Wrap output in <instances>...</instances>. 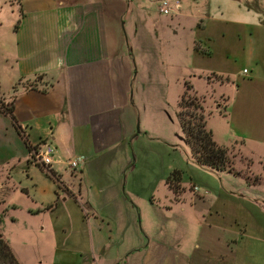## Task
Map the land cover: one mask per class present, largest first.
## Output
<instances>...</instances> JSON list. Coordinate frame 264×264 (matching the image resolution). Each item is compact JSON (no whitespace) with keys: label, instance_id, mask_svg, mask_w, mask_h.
Masks as SVG:
<instances>
[{"label":"crops","instance_id":"1","mask_svg":"<svg viewBox=\"0 0 264 264\" xmlns=\"http://www.w3.org/2000/svg\"><path fill=\"white\" fill-rule=\"evenodd\" d=\"M117 1L0 0L1 100L15 120L0 111V208L46 212L40 229L54 230L60 264H264L263 179L252 189L234 176L225 187L192 155L175 158L164 133L165 77L145 62L135 92ZM198 24L176 80L204 99L225 98L235 84L228 121L264 143V75L232 60L245 46L255 68L264 62V23L220 14ZM43 142L56 148L50 168L30 157ZM173 170L182 172L178 193L167 184Z\"/></svg>","mask_w":264,"mask_h":264},{"label":"rangeland","instance_id":"2","mask_svg":"<svg viewBox=\"0 0 264 264\" xmlns=\"http://www.w3.org/2000/svg\"><path fill=\"white\" fill-rule=\"evenodd\" d=\"M180 2L183 10L171 12L168 15L159 10L161 0H119L115 6L117 12L122 15L119 25L122 28L124 42L132 51L137 65L135 92L140 89L145 62V68L148 69L149 74H160L165 77L166 82H161L159 86V91L166 95L165 103H162V99H150L149 101L163 104L165 108L164 133L167 138L170 137L175 148L178 149L177 153L173 154L175 158L180 157L184 161L186 154L191 155L178 118L180 111L178 103L184 92L185 84L181 80L177 81L176 78L180 67L189 63L191 46L188 45L194 42L195 27L199 25V20L206 25L209 19L218 18L220 14L228 20L250 24L264 23V0H180ZM143 39L149 42V46H142ZM247 50L245 46H242L239 54L235 56L232 54V58L234 57L232 60L236 61V69L241 70L244 67L249 70L253 67V71L256 69L263 76L264 62L255 68L248 57ZM203 84L202 82L197 83L200 91L203 90ZM5 87L7 83L2 82L0 100L7 96L4 93ZM236 88L235 84H228L225 88V98H219L214 94L213 97L204 99L193 92H189V96L196 97L202 105L207 128L212 130V134L214 133L213 139L218 145L228 150L227 155L231 161V168L222 172L215 171L221 174L224 180L223 186L233 187L234 184H230L227 179L236 181L234 176H245L249 181L247 185L253 189L257 187L256 184L262 178L263 183L260 185L264 191V143L254 138L248 129L236 131L232 127L233 122L230 118L228 121V113L235 105ZM154 90L155 85L151 88V92ZM159 108L161 110V106ZM183 112L188 111L186 109ZM224 112L225 117H221L220 113L224 114ZM254 121L253 123L257 124ZM227 174L231 177L226 178ZM187 192L193 195L189 187ZM30 212L32 214L15 206L5 205L4 208H0V233L9 243L20 264H60L59 256L62 253L56 252L54 230L50 226L45 231L40 229L43 223L49 224L46 212ZM65 264H78V259L69 258Z\"/></svg>","mask_w":264,"mask_h":264},{"label":"trees","instance_id":"3","mask_svg":"<svg viewBox=\"0 0 264 264\" xmlns=\"http://www.w3.org/2000/svg\"><path fill=\"white\" fill-rule=\"evenodd\" d=\"M192 89L190 83L185 82V91L178 103L180 108L178 118L186 143L190 147L191 155L201 166L219 172L228 170L227 168H231V161L227 155L228 150L218 145L213 139L212 131L207 128L202 105L196 97L189 96V92L193 91ZM186 109L188 112H183ZM191 109H193L192 112H190ZM0 111L9 114L15 122L11 104L9 105L4 100H0ZM181 176L182 172L180 170H173L167 178V184L174 193H178L180 189ZM0 264H20L1 233Z\"/></svg>","mask_w":264,"mask_h":264},{"label":"built area","instance_id":"4","mask_svg":"<svg viewBox=\"0 0 264 264\" xmlns=\"http://www.w3.org/2000/svg\"><path fill=\"white\" fill-rule=\"evenodd\" d=\"M182 9L180 0H161L160 12L168 15L171 12H179ZM248 70L244 69L243 73ZM31 160L35 163L41 164L44 167L50 168L56 162V148L49 142H43L38 148L31 150ZM84 157L79 156L68 162V166L72 170H76L81 163L84 162Z\"/></svg>","mask_w":264,"mask_h":264}]
</instances>
